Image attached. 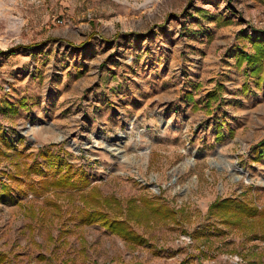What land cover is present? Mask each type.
I'll use <instances>...</instances> for the list:
<instances>
[{
  "label": "rangeland",
  "instance_id": "obj_1",
  "mask_svg": "<svg viewBox=\"0 0 264 264\" xmlns=\"http://www.w3.org/2000/svg\"><path fill=\"white\" fill-rule=\"evenodd\" d=\"M245 4L0 0V166L7 169L5 190L0 172V195L7 196V205H0V261L264 264V91H240L238 73L224 72L229 62L221 46L204 54L205 75L192 87V101H184L182 92L173 89L168 92L171 101L166 96L167 103L148 108V113L145 108L103 107L94 101L96 93L85 77L74 83L61 76L63 69L98 67L99 58L89 60L82 50L93 35L111 38L132 28L159 42L185 36L181 31H201L185 29L186 22L179 19L187 16L191 24L190 17L197 15L206 32L219 28V22L196 12L202 5L206 15L218 12L233 18L230 28L237 36L239 25L244 30L247 22H255L245 17ZM216 31L219 39H226L227 32ZM213 64L219 71L208 73ZM219 80L230 87L218 86ZM39 89L48 92L44 101L42 94L37 96ZM58 89L65 91L61 100H52V90ZM27 91L34 94L28 100ZM207 91L216 93L218 102L207 103ZM56 159L70 163L87 186L35 195L27 184L44 176L52 180L54 170L47 162ZM227 162L247 171V178L233 174ZM33 164L38 170L31 169ZM91 190L121 202L122 208L112 210L111 216L127 220L142 236L140 244H129L99 222H80L83 210L98 207L88 201ZM140 197L166 205L173 217L157 214L145 221L130 213L127 200L140 204ZM223 199L248 203L255 215L239 214L233 205L229 211H208L212 202Z\"/></svg>",
  "mask_w": 264,
  "mask_h": 264
},
{
  "label": "crops",
  "instance_id": "obj_2",
  "mask_svg": "<svg viewBox=\"0 0 264 264\" xmlns=\"http://www.w3.org/2000/svg\"><path fill=\"white\" fill-rule=\"evenodd\" d=\"M244 3H246L243 6L245 17L255 22H247L248 27L244 30L239 25L236 31L237 36L232 35L233 28H230L233 25L232 21H235L233 18L218 12L206 15L208 13H205L206 9L202 5L197 8L196 12L209 16L212 23L219 22V28L213 27L206 32L202 29V24H204L201 21L202 18L197 15V17H190L193 19L191 24L187 23V16H180L179 19L180 22H186L183 23L186 25L185 29L193 26L201 31L192 32V29L188 32L181 31L186 33L185 36L181 37L176 34L170 36L169 39L164 37L161 41L158 39L159 42L154 35L151 37L150 33H141L132 28L119 30L111 38L93 35L89 37L88 43L82 50L87 51L86 58L89 60L99 58L98 67L92 69L80 67L77 71L63 69L61 76L66 77V81L74 83L78 82L80 77H85L88 86L93 88L91 91L94 90L96 93L94 101L103 107L118 108L121 106L123 110L132 107L145 108L148 113V108H154L156 105L162 106L171 101L168 92H172L173 89L178 93L182 92L181 96L184 101H192V87L194 85L197 87L198 82H201L205 75L202 68L204 54L207 55L221 46V52L229 62L224 66L228 67L226 68L228 71L224 72L229 73L228 75L238 73L237 86L240 91L249 92L256 89L264 91V60L254 64L247 62V56L255 52L254 45L257 43L264 45V23H258L261 17L264 19V0H244ZM217 29H223V33H228L226 39L218 38L220 33H217ZM41 55L43 56V53ZM53 55H56L55 52ZM195 55L197 58H192ZM214 65L208 73L219 71V67L213 69ZM78 72H81V75L78 76ZM216 83L224 89L230 87L226 85V81L219 80ZM209 88L212 89V87ZM64 92L62 89L52 90L51 99L61 100ZM47 93L46 90L40 91L39 89L37 96L42 97L43 95L41 99L44 101V95ZM208 94L206 102L209 104L219 99L216 93L210 91ZM33 95L27 91L26 99H31ZM12 106V104H7L8 109L12 111L17 109L15 105ZM0 172L3 174L1 190H5L7 187V181L4 180H7L6 166H0ZM2 194L0 205L5 206L7 196L4 192ZM0 264H7V261H0Z\"/></svg>",
  "mask_w": 264,
  "mask_h": 264
},
{
  "label": "trees",
  "instance_id": "obj_3",
  "mask_svg": "<svg viewBox=\"0 0 264 264\" xmlns=\"http://www.w3.org/2000/svg\"><path fill=\"white\" fill-rule=\"evenodd\" d=\"M254 49L255 52L247 56V62L249 64L264 60V45L257 43L254 45ZM47 163L49 168H53V175L55 176L52 180H48V177L44 176L39 179L37 183L32 180L27 184L28 189L32 190L35 195H39L43 190L47 189L66 190L67 188H71L81 190V188L87 186V182H82L85 178L73 171L70 163H62L58 159ZM31 169L38 170L35 164L31 166ZM139 200L140 204H138L136 202L137 199L134 198L127 200L126 209L130 213L133 212L135 216H140L145 221H149L152 218L155 219L157 214H160L164 219L173 217V211L166 205L144 197H140ZM88 201H94L98 207H93L92 210H83L79 215L82 224L99 222L106 229L118 234L126 242L132 245H138L143 241L142 236L130 227L127 220L119 216H111V214H113L112 210H119L122 208L121 202L117 198L111 195H102L97 190H91ZM232 205L234 206L235 211L239 214L248 217H253L255 215L253 206H250L245 202H235L231 199L216 200L212 202L208 207V211L212 212L215 208L219 207H223L225 211H229Z\"/></svg>",
  "mask_w": 264,
  "mask_h": 264
},
{
  "label": "bare ground",
  "instance_id": "obj_4",
  "mask_svg": "<svg viewBox=\"0 0 264 264\" xmlns=\"http://www.w3.org/2000/svg\"><path fill=\"white\" fill-rule=\"evenodd\" d=\"M228 170H230L233 174H237V176L241 175L245 178H247V171L243 170L242 168L238 167L235 162H227L225 164Z\"/></svg>",
  "mask_w": 264,
  "mask_h": 264
}]
</instances>
